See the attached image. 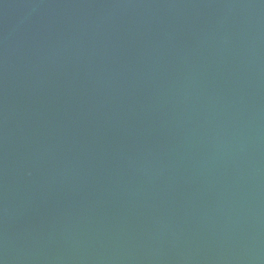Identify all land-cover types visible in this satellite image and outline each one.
I'll list each match as a JSON object with an SVG mask.
<instances>
[{
  "label": "water",
  "instance_id": "1",
  "mask_svg": "<svg viewBox=\"0 0 264 264\" xmlns=\"http://www.w3.org/2000/svg\"><path fill=\"white\" fill-rule=\"evenodd\" d=\"M0 264H264V0H0Z\"/></svg>",
  "mask_w": 264,
  "mask_h": 264
}]
</instances>
